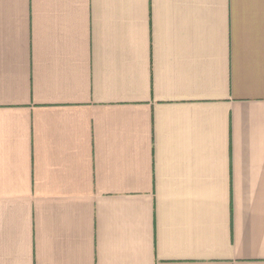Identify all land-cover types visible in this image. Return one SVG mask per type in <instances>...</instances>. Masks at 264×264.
<instances>
[{
	"label": "crops",
	"instance_id": "0c3cea01",
	"mask_svg": "<svg viewBox=\"0 0 264 264\" xmlns=\"http://www.w3.org/2000/svg\"><path fill=\"white\" fill-rule=\"evenodd\" d=\"M0 264H264V0H0Z\"/></svg>",
	"mask_w": 264,
	"mask_h": 264
}]
</instances>
